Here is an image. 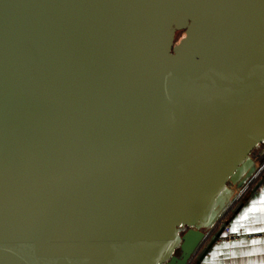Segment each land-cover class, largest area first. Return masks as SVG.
<instances>
[{"label": "water", "instance_id": "1", "mask_svg": "<svg viewBox=\"0 0 264 264\" xmlns=\"http://www.w3.org/2000/svg\"><path fill=\"white\" fill-rule=\"evenodd\" d=\"M262 146L264 0H0V264H202Z\"/></svg>", "mask_w": 264, "mask_h": 264}, {"label": "crops", "instance_id": "2", "mask_svg": "<svg viewBox=\"0 0 264 264\" xmlns=\"http://www.w3.org/2000/svg\"><path fill=\"white\" fill-rule=\"evenodd\" d=\"M255 157L258 171L251 182L238 191L235 202L221 220L235 232L262 236L215 243L202 264H264V180L254 189L264 175V146L256 151Z\"/></svg>", "mask_w": 264, "mask_h": 264}, {"label": "built area", "instance_id": "3", "mask_svg": "<svg viewBox=\"0 0 264 264\" xmlns=\"http://www.w3.org/2000/svg\"><path fill=\"white\" fill-rule=\"evenodd\" d=\"M220 226H224V231L222 235L217 239L216 243L220 242H227V243H232L235 241H239L244 237L247 238H259L262 236V234H249V235H243L241 233L235 232L231 229V227L228 224L223 223L222 220H220L218 228Z\"/></svg>", "mask_w": 264, "mask_h": 264}]
</instances>
